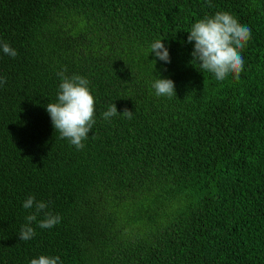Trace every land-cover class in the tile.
<instances>
[{
    "label": "trees",
    "instance_id": "16d2710c",
    "mask_svg": "<svg viewBox=\"0 0 264 264\" xmlns=\"http://www.w3.org/2000/svg\"><path fill=\"white\" fill-rule=\"evenodd\" d=\"M221 11L251 29L239 79L190 63L187 31ZM0 41V264H264V0H0ZM62 70L96 101L80 150L46 111ZM30 195L61 221L21 241Z\"/></svg>",
    "mask_w": 264,
    "mask_h": 264
},
{
    "label": "clouds",
    "instance_id": "9594fccd",
    "mask_svg": "<svg viewBox=\"0 0 264 264\" xmlns=\"http://www.w3.org/2000/svg\"><path fill=\"white\" fill-rule=\"evenodd\" d=\"M188 32L187 42L193 44V51L190 53L194 62L199 65L202 71L209 72L215 76L217 81L225 80L229 75L239 79L240 73L244 70L242 50L251 39V29L241 25L238 20L228 12H216L195 22ZM157 40L150 46V52L164 62H170L167 48ZM0 50L10 57H16L17 51L9 44L0 41ZM57 75L61 78L57 101L48 103L46 111L50 116L52 126L62 139H67L77 150L84 147L83 141L88 138L93 125L95 124V97L89 89V80L79 75L71 77L60 71ZM6 83L5 77H0V87ZM157 97H176L174 82L167 78H156L152 83ZM122 114L128 119L132 118L133 112L124 109L118 113L115 104L109 106L108 110L102 113L105 120ZM24 209H34L25 217L27 223L21 226L19 240L27 241L35 236V230L31 227L33 221H37L40 213L44 219L37 221L40 228H52L60 223L61 217L46 211L47 203L37 201L34 195H30L23 202ZM30 264H62L60 258L41 255L33 258Z\"/></svg>",
    "mask_w": 264,
    "mask_h": 264
}]
</instances>
